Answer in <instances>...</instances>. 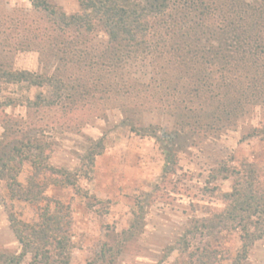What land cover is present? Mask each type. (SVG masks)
I'll return each instance as SVG.
<instances>
[{
	"label": "trees",
	"instance_id": "obj_1",
	"mask_svg": "<svg viewBox=\"0 0 264 264\" xmlns=\"http://www.w3.org/2000/svg\"><path fill=\"white\" fill-rule=\"evenodd\" d=\"M78 3V12L66 14L48 0H30L29 12L0 19L3 51H35L43 63L56 61L50 74L13 69L0 61V180L12 196L45 201L33 223L9 218L21 251L10 256L0 252V264H21L26 254L31 255L29 264H69L68 208L45 197L35 180L48 169L60 175L53 179L55 185L75 184L69 171L47 163L48 127L118 107L132 131L135 124L144 128L142 115L159 112L172 120L175 132L206 138L235 126L254 107L264 109V0ZM9 85L41 91L33 97L2 95ZM16 106L25 115L8 111ZM253 135H264V119L245 137ZM95 147L83 155V175L99 153ZM172 153L165 176L177 168ZM24 163L33 168V177L22 189L17 175ZM213 171L222 178L234 176L231 190L221 194L224 206L191 219L164 256L176 250L187 255V264H214L216 249L202 239L237 231L242 244L234 264H246L250 247L264 238V177L247 163ZM141 221L139 214L136 226ZM133 236L131 230L112 236L114 251L103 250L96 264H114ZM192 238L200 245L189 251Z\"/></svg>",
	"mask_w": 264,
	"mask_h": 264
},
{
	"label": "rangeland",
	"instance_id": "obj_2",
	"mask_svg": "<svg viewBox=\"0 0 264 264\" xmlns=\"http://www.w3.org/2000/svg\"><path fill=\"white\" fill-rule=\"evenodd\" d=\"M48 1L66 14L79 10L78 0ZM30 8V0H0V19L11 12H29ZM2 49L6 46H0V61L13 69L46 74L55 70L56 61L43 63L35 51ZM40 91L36 87L27 90L9 85L1 94L33 97ZM8 111L15 116L25 115L20 106ZM123 116L118 107H109L104 115H79L76 123L54 124L44 133L51 142L47 163L66 169L75 178L74 185H55L53 179L59 180L60 175L48 169L35 178L43 186L45 197L68 208L72 235L69 264H96L103 250L113 247L114 251L112 236L130 230L134 233L132 241L114 264H187L186 254L176 250L166 257L164 254L191 219L224 206L221 194L231 190L234 176L222 178L213 170L224 164L238 168L247 163L264 177V135L245 137L264 119V109L256 106L235 126L206 138L175 132L172 120L159 112L142 115L144 128L135 124L136 131L124 122ZM99 139L101 146L95 147ZM91 147L99 153L94 156L89 174L83 175V155ZM170 152L176 154L177 168L165 176ZM32 173L31 165L24 163L17 175L22 189L27 187ZM27 198L12 196L6 181L0 180V252L6 256L21 251L9 218L33 223L45 203ZM139 214L142 221L136 226ZM206 240L216 249L214 264H234L241 251L239 232L223 231L215 239L203 238L202 243ZM197 245L199 240L192 238L189 251L196 250ZM30 259L31 255L26 254L21 264H29ZM243 262L264 264V238L254 242Z\"/></svg>",
	"mask_w": 264,
	"mask_h": 264
}]
</instances>
